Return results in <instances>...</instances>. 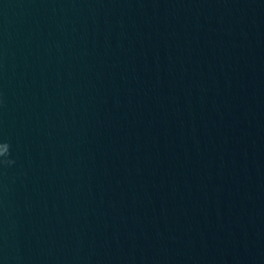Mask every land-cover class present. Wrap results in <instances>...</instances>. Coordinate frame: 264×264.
<instances>
[{
    "label": "water",
    "instance_id": "1",
    "mask_svg": "<svg viewBox=\"0 0 264 264\" xmlns=\"http://www.w3.org/2000/svg\"><path fill=\"white\" fill-rule=\"evenodd\" d=\"M0 264H264V0H0Z\"/></svg>",
    "mask_w": 264,
    "mask_h": 264
},
{
    "label": "clouds",
    "instance_id": "2",
    "mask_svg": "<svg viewBox=\"0 0 264 264\" xmlns=\"http://www.w3.org/2000/svg\"><path fill=\"white\" fill-rule=\"evenodd\" d=\"M15 163L13 159L10 158V146L5 142H0V168H7Z\"/></svg>",
    "mask_w": 264,
    "mask_h": 264
}]
</instances>
